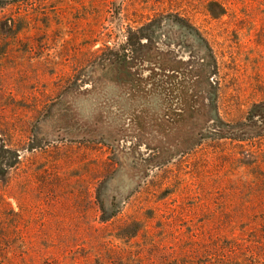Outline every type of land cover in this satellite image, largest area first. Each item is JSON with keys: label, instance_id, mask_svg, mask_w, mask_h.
Listing matches in <instances>:
<instances>
[{"label": "rangeland", "instance_id": "374dc122", "mask_svg": "<svg viewBox=\"0 0 264 264\" xmlns=\"http://www.w3.org/2000/svg\"><path fill=\"white\" fill-rule=\"evenodd\" d=\"M0 147V264H264V0H0Z\"/></svg>", "mask_w": 264, "mask_h": 264}, {"label": "trees", "instance_id": "16d2710c", "mask_svg": "<svg viewBox=\"0 0 264 264\" xmlns=\"http://www.w3.org/2000/svg\"><path fill=\"white\" fill-rule=\"evenodd\" d=\"M182 23V25L178 26L180 28H187L188 30V34L189 36L199 45L200 50L202 52V57H201V64L200 67H202L201 69V73L205 74L207 76V79H210L212 77H217V72L219 70V66L215 57V54L210 46V44L208 43L207 39L201 34V32L199 31V29H197L194 25H192L186 18L181 17V16H176ZM152 21L151 19H149L146 22L141 23L139 26H130L127 28L126 30V35H125V41H124V45L120 47V51L121 54L116 55V54H111V56H114L113 58H110L108 61H111V64H127L129 63L127 61L128 59V55L127 52L134 51V47L138 44H140V40H142V38H149V34L152 31ZM105 45V44H104ZM106 49L107 46L105 47ZM212 81V80H211ZM210 84H213L212 82ZM215 88L217 89V80L214 81ZM157 86H159L162 91L164 92H175L176 94H181L182 92H184V88L182 86L181 82L178 83H170L168 86L166 87H162L160 84H157ZM182 101L183 98H177V100H175V105L176 106H180L182 105ZM181 111V110H180ZM178 111V112H180ZM213 112V116H212V120H214L217 123H221L222 119L219 116V112H218V108H217V100H215L214 102V107L212 109ZM4 148L0 147V165L3 167L4 170H9L11 167H13V163H11L12 157H6L5 158V153L7 151L3 150ZM15 159H17V155L15 154Z\"/></svg>", "mask_w": 264, "mask_h": 264}]
</instances>
